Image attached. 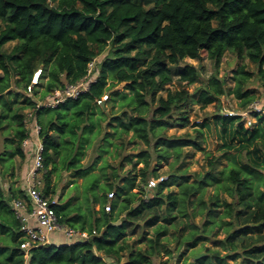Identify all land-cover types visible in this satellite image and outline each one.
I'll list each match as a JSON object with an SVG mask.
<instances>
[{"label":"trees","instance_id":"16d2710c","mask_svg":"<svg viewBox=\"0 0 264 264\" xmlns=\"http://www.w3.org/2000/svg\"><path fill=\"white\" fill-rule=\"evenodd\" d=\"M229 50L255 66L235 70L232 87L217 71ZM203 52L216 67L208 81L187 60L201 59ZM93 60L95 78L87 91L44 105L50 93L86 77ZM39 68L40 83L28 91ZM175 81L178 88L168 86ZM249 81L261 86V96ZM122 82L123 89H114ZM196 82L202 84L190 91ZM107 91L118 107L109 116L97 103ZM231 94L245 110L264 99V0H0V264H106L99 251L112 264H154L161 252L180 257L201 241L193 253L206 254L190 264H264V233L248 244L234 238L248 228L264 230V113L252 111L256 120L247 129L243 115L221 114L237 121L238 150L245 151L237 159L227 150L208 151L203 172L183 167L187 147L203 149V128L169 133L193 123V104L205 108ZM34 120L44 144L43 192H56L52 175L60 169L70 171L71 180L82 177L89 195L81 210L75 205L71 215L58 204L56 212L62 223L91 236L37 246L26 256L11 205L24 192L5 181L15 176L18 158L23 164L28 156L23 141L35 135ZM225 156L232 161L219 169ZM161 162L168 169L160 171ZM151 178L159 181L149 188ZM252 209V226L235 228ZM197 216L201 224L194 223ZM177 218L192 220V228L188 234L179 228L170 245L169 224ZM148 226H154L151 232ZM139 228L147 248L128 242V231ZM217 228L225 229L223 238L216 239ZM212 239L218 247L206 245Z\"/></svg>","mask_w":264,"mask_h":264},{"label":"rangeland","instance_id":"374dc122","mask_svg":"<svg viewBox=\"0 0 264 264\" xmlns=\"http://www.w3.org/2000/svg\"><path fill=\"white\" fill-rule=\"evenodd\" d=\"M14 44V42H12L11 44H9V47H11ZM108 51H106L105 53H107ZM105 53L101 54L98 57L99 59H102L103 55H105ZM187 60L191 63H193L194 65H197L201 68V71L203 72V77L206 79V81L209 80V77L212 75L213 72H215L216 67H215V63L214 61L208 56L207 52H203L201 55V59H196V58H187ZM247 64L248 67L250 69H255V66L249 62L247 57L244 58H239L237 57V55H235L231 50L225 52V54L222 56L219 65L217 66V71H218V76L219 77H226L227 78V82L228 84L232 87L235 85V81L232 78L233 76V72L237 69H239V67H241L242 65ZM93 75H94V71ZM95 78V75H94ZM42 81V80H41ZM45 81V80H43ZM42 81V83H43ZM253 82V84H252ZM252 82H248V85L251 86V88L253 89L252 91L254 93H256L257 95L261 96L262 94V88L260 85H257L254 81ZM202 83L201 82H196L194 84L188 85V88L190 91H195L196 88L198 86H200ZM126 86V82H122L120 83L118 86H116L114 89H123ZM169 87H171L172 89H176L179 87L177 81H175L173 84H169ZM42 87V86H41ZM42 88L39 87V90H41ZM164 95H166V90H164L162 92ZM108 96L110 95V91H107ZM240 101L241 99H237L233 94L226 96L223 95L221 96V102L217 103H211L209 104L207 107L202 108L200 106V104H193L192 107L190 108V118L192 119V124L190 126H187L185 128L182 127H173L169 130L170 134L176 133L178 135L180 134H185L186 132L194 134V129L197 127L203 128L204 134H203V138H202V144H203V149H196L193 146L187 147L186 150H188V154L189 156H187V158L184 160L183 162V167H187L189 171L191 172H195V171H199V172H203L206 169H208V165H207V158H206V154L208 151H213L214 153H220L223 152L225 150L229 151L231 153V155H234V157L237 159V156L240 155V153H244V151H239L238 149H240V141H239V136L237 134V130L239 128V125L236 122H230L228 121V119L224 118L223 116H220L221 114H225V113H231V112H235L236 114H241L244 116L245 119H251V122L253 124V122L256 120L254 117H251V115L248 114L247 111H245V109L241 108L240 105ZM259 104V107L261 109H264V99H260L255 101ZM252 105V104H251ZM253 106V105H252ZM99 111H103L105 113V115H111V113L113 111H115V106L113 105V102L111 101V98H108L106 101H104L102 104H99L98 106ZM115 108V109H114ZM28 111V109H27ZM217 115V116H216ZM217 117V118H216ZM243 120V121H247V120ZM245 124V129H247V127L252 126V124H249V122L244 123ZM251 129V128H250ZM235 132V133H234ZM231 133V134H230ZM250 136V134L248 135ZM3 136L0 137V151L3 150ZM252 145L250 147V150L253 149ZM142 146H139L138 148H140ZM130 149V148H129ZM129 151H135L134 149H130ZM243 158V157H242ZM241 159V158H240ZM232 161V157H228L225 156L222 161L218 164L219 169L220 168H224L226 167L230 162ZM20 160V158H18L17 160V165H16V172H15V176L13 177L14 179H11V177H7V184L10 183L12 180H15L16 183H19V179L22 176V167L25 166L26 161L23 162V164ZM154 164H156V162H153L152 166H154ZM131 164H126V169H128L130 167ZM21 166V167H20ZM141 166V165H139ZM159 167H160V171L162 170H166L168 169L169 165L165 162H161L159 163ZM97 171H99L97 169ZM61 177L58 178V183L59 186L61 187H66L70 184V173L67 171H63L61 172ZM103 181V179H102ZM71 182H73V180H71ZM77 186V187H76ZM71 187V185L69 186ZM85 185L83 182V178L82 177H78L76 178V181L74 183V186L72 188L69 189L70 194L74 195L75 197H73V199H71V197L69 198V195H64L62 198V204L66 205L71 203V200H75L74 205H76V207L81 210V203L84 202V198L85 196L88 197V193L89 191L85 190ZM174 188L178 189V186L175 184L173 185ZM211 188V187H210ZM68 189V188H67ZM82 191L84 193V198H80V196H82ZM224 196H228L227 193L224 192L223 194ZM228 199H232L231 196H228ZM101 204L98 203L96 204L95 207L100 208ZM254 211L253 209L249 212H247L246 214L242 215L241 217V222L240 224H235V228L237 227H251L253 222H254ZM142 217H139V222L142 223L141 221ZM164 221V220H163ZM165 222V221H164ZM200 223L202 222L201 216H197L196 219L194 220V223ZM184 223L182 226L181 224ZM192 223V220L189 219H181V218H177L173 221V223L169 224V234H168V238L170 240V245H174V238L176 235L179 234V228H183V230L181 231V233L184 234H188L191 230V226H187V224ZM154 227V226H153ZM152 226H148L147 229L149 230V232H151V230L153 229ZM143 228H139L137 229L134 234L129 232L127 239L136 246V249L139 247H145L147 248V240H143L142 242L139 241V235L141 233ZM215 237L217 238H223L226 235L225 229L222 228H217L215 230ZM264 233L263 231H258V230H253L251 228H248V230L246 232H242V234H239L238 236L234 237L235 239L238 238V240H240L241 242H243L244 244H248L251 241H254L255 239L260 238ZM151 234V233H150ZM167 242V241H166ZM202 241L199 242L196 246H195V250H199L201 249L202 246ZM207 246L210 247H218V243L216 242L215 239L209 240V241H205ZM193 250V251H195ZM192 250H187L185 255H178V252L175 253L174 256H170L167 255L165 252H161V254H159V256L154 258V264H190L193 260L197 259L195 257V255L199 254V253H193ZM205 252V251H201ZM202 257V256H201ZM236 261V260H235ZM112 264V263H110Z\"/></svg>","mask_w":264,"mask_h":264},{"label":"built area","instance_id":"2783aa9c","mask_svg":"<svg viewBox=\"0 0 264 264\" xmlns=\"http://www.w3.org/2000/svg\"><path fill=\"white\" fill-rule=\"evenodd\" d=\"M94 66L95 60L89 63V73L86 77L76 83H68L64 88L56 89L47 96L49 101L45 102L44 105L55 106L58 102L63 101L66 98L77 97L81 93L87 91L94 78L92 72ZM41 72L42 68L35 71L32 82L27 86L28 91H33L34 87L40 83ZM108 97V94L103 95L97 100V103L102 104L108 99ZM252 105H250L251 110H245L249 115L254 111L264 113V109H261L257 102L252 103ZM228 114L236 113L229 112ZM251 117L253 116L251 115ZM246 122L252 124L251 119H248ZM33 128L35 135L28 137L23 141L24 148L29 151L31 150L32 154V163L28 168L26 176L24 197L13 198L11 201L12 208L20 221V230L23 233V241L21 242L20 247L26 256H28L30 251L37 246H49L55 244L52 239V234L57 231L63 232L68 236L71 240L70 243L79 239H89L91 236L88 231H80L68 224L62 223L56 212V206L59 204V199L55 196H47L43 192L42 187L44 185V173L46 172V167L44 144L39 136L41 125L34 120ZM158 181L159 179L151 178L148 182V187H155ZM108 195L109 198L112 199L114 197V192H109ZM105 209L110 211L112 209L111 203H108L105 206ZM93 233L95 234L96 230H94Z\"/></svg>","mask_w":264,"mask_h":264},{"label":"crops","instance_id":"0c3cea01","mask_svg":"<svg viewBox=\"0 0 264 264\" xmlns=\"http://www.w3.org/2000/svg\"><path fill=\"white\" fill-rule=\"evenodd\" d=\"M25 161H26V164H25L24 167H22V172L23 173H22L21 178L19 179L20 180L19 183H16L15 180H12L10 183H8V185H11V187L15 191H17V190H23V192L25 191V188H26V176H27L28 168H29V166L32 163L31 150L30 151L28 150V156L25 159ZM63 171H67V170L60 169L58 172H54L53 173L51 184H52V186L56 185L55 186V191L56 192L54 194L52 193L51 195L55 196V197H57L59 199V206H60V209L62 210V212L64 210L68 209V210H70L71 215H73V214L76 213V210L73 208L75 206L74 205L75 200H71L70 201L71 203L64 205V204H62V198H63L64 195H67V194L69 195V198L71 197V199H73V197H75L74 195H71L70 191H69V189L74 186L75 180H73V182H71L72 178L70 177L71 178L70 179V184L68 186H66V187H62V186L60 187L59 183H58V178L61 177V174H62L61 172H63ZM67 172L70 173V171H67ZM11 179H14V178H11ZM13 181H14V183H12ZM70 185H71V187H69ZM135 190L137 191V189H135ZM7 191H8V193L10 195H12V192H11L12 190L11 189H9V190L7 189ZM80 192H82V191H80ZM81 194H82V196H80V198L82 200V198H84V193L82 192ZM84 200H85V198H84ZM95 208L96 209H100L101 206H100V208H97V207H95ZM128 232H130V230ZM52 239H53V241H54V243L56 245L67 244V243H70V241H71L68 236H66L63 232H60V231H57V232L53 233L52 234ZM138 240L141 241V242L144 240V239L143 240L141 239V233L139 235V239ZM128 242L131 243L129 240H128ZM133 246L136 248V246L134 244H133ZM98 254L106 261V264L112 263L113 260L110 259V258H107V256L105 255L104 252L99 251ZM125 257L126 256L123 257V260L125 259Z\"/></svg>","mask_w":264,"mask_h":264},{"label":"water","instance_id":"95a60500","mask_svg":"<svg viewBox=\"0 0 264 264\" xmlns=\"http://www.w3.org/2000/svg\"><path fill=\"white\" fill-rule=\"evenodd\" d=\"M206 253L205 252H202V253H199L197 255H195L196 258H200L201 256L205 255Z\"/></svg>","mask_w":264,"mask_h":264}]
</instances>
